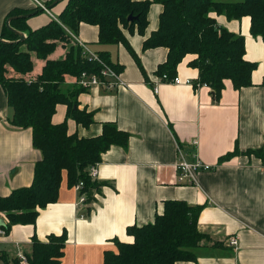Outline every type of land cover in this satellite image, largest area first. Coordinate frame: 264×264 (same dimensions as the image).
Masks as SVG:
<instances>
[{
	"label": "crops",
	"instance_id": "obj_1",
	"mask_svg": "<svg viewBox=\"0 0 264 264\" xmlns=\"http://www.w3.org/2000/svg\"><path fill=\"white\" fill-rule=\"evenodd\" d=\"M38 1L51 6L56 0ZM64 5L62 0L52 6L57 7L51 13L54 18ZM34 8L32 0H0V35L7 14L14 9L27 14L37 11L26 20L30 29L53 20L38 9L32 11ZM161 12V5H150L143 35L123 31L140 67L123 45H98L96 26L80 25L75 39L92 52L107 51L111 61L123 67L119 73L122 86L110 90L93 86L81 93L78 108L91 113L93 123L83 127L68 119L67 132L94 138L101 134L102 124L114 123L128 134L127 147L111 146L102 154L93 180L98 189L91 200L86 195L84 204H78V194L68 186L64 173L57 201L39 210L35 225H13L1 235L0 253L9 258L26 256L33 238L47 242L48 236L64 232L59 264H103L105 251L117 252L116 241H132L127 227L152 222L163 211L165 201L179 200L202 207L197 229L208 241L194 250L195 260L176 264H264V163L255 155H245L264 144V41L251 36L248 17L227 20L216 15L219 27L244 37L245 59L256 64L252 85L235 90L226 80L218 100L208 87L159 83L155 92V73L166 61L167 49L144 50L142 46L157 30ZM188 60L185 57L178 64L176 76L195 82L198 73L187 65ZM40 67L36 61L37 71ZM11 115L0 86V196L28 187L41 158L32 146L31 130L12 128ZM65 116L66 107L57 105L51 121L62 123ZM192 141L197 142L196 147ZM177 146L188 160L196 153L213 166L198 173L194 186L175 181ZM235 149L237 156L219 162ZM230 238L237 240L235 247L228 244Z\"/></svg>",
	"mask_w": 264,
	"mask_h": 264
},
{
	"label": "trees",
	"instance_id": "obj_2",
	"mask_svg": "<svg viewBox=\"0 0 264 264\" xmlns=\"http://www.w3.org/2000/svg\"><path fill=\"white\" fill-rule=\"evenodd\" d=\"M152 3L161 5L162 12L157 30L142 47L167 49L166 61L158 66L156 76L175 77L178 64L189 57L187 65L198 73L196 83L210 88L215 100L220 98L226 80L235 90L252 85L256 64L245 59L244 37L219 27L215 16L222 15L227 20L248 17L251 36L264 41V0H65L58 21L50 20L36 29L26 25L27 19L11 21L10 26L26 37L20 43L0 44V86L12 111L10 126L31 130L32 146L41 158L34 165L28 187L0 196V230L5 234L13 225H35L39 210L57 201L64 173L68 186L73 188L82 182V193L91 200L98 184L88 176L89 167L99 164L111 146L127 147L128 134L114 123L102 124L101 134L94 138L67 132L68 119L83 127L93 123L92 114L78 108L77 98L87 90L78 84L80 75H96L104 80L100 76L102 66L88 58L73 37L83 23L96 26L98 45H123L140 67L123 31L132 34L136 30L143 35ZM27 13L14 9L6 20ZM0 38L18 39L6 25ZM94 53L117 74L122 71L123 67L113 63L107 51ZM36 61L41 65L39 71ZM60 104L66 107L65 120L53 124L52 117ZM238 154L235 149L219 162ZM245 155H255L264 163V144ZM201 210V206L185 201H165L163 211L156 213L152 222L126 228L132 241H116L117 252L105 251L103 264H176L195 260L194 250L208 241L197 229ZM65 242L64 232L48 236L47 242L33 238L31 252L26 255L29 264H59ZM0 262L19 264L17 258L3 252Z\"/></svg>",
	"mask_w": 264,
	"mask_h": 264
},
{
	"label": "built area",
	"instance_id": "obj_3",
	"mask_svg": "<svg viewBox=\"0 0 264 264\" xmlns=\"http://www.w3.org/2000/svg\"><path fill=\"white\" fill-rule=\"evenodd\" d=\"M35 4L36 8L38 10H41L42 12L49 15L53 20L58 21L56 18H54L50 12L46 8V5L39 2L38 0H32ZM76 43L82 48L83 53L90 59L95 60L98 62L102 69L100 71V76L104 80H101L96 75H88L86 73H82L80 75V78L78 80V84L83 88H90L93 86H101L103 88H106L108 90L115 89L118 86H122V82L119 79V74L114 72L110 67L106 66L101 60L97 57V55L92 52L87 45L84 43L79 42L78 40L73 37ZM159 83H166V84H172V85H189L193 87L194 89H198L200 87H207L206 85H200L198 83L193 82L190 79L181 80L179 77L175 76L173 78H169L166 75H162L161 77H158L157 82L155 84V87L153 88L156 92V85ZM197 142L192 141L191 145L196 147ZM177 153H178V160L175 165L176 169V177L175 181L179 185H189L194 186L197 184V175L199 172H205L210 171L213 169L212 165H209L207 163H204L197 155L194 153L193 160L190 161L186 158V155L183 153V151L180 149V147L177 146ZM97 164L94 166L89 167L88 169V176L94 180L97 176ZM83 183L79 182L73 186L74 191L78 194V204H84L86 202V194L82 193ZM4 231L0 230V236L4 235ZM228 244L230 246H236L237 240L235 238H230L228 241ZM19 264H29L28 259L23 254H18L16 257ZM1 264V262H0Z\"/></svg>",
	"mask_w": 264,
	"mask_h": 264
},
{
	"label": "water",
	"instance_id": "obj_4",
	"mask_svg": "<svg viewBox=\"0 0 264 264\" xmlns=\"http://www.w3.org/2000/svg\"><path fill=\"white\" fill-rule=\"evenodd\" d=\"M60 1H62V0H56V1L53 3V5H51V6H46V8H47L48 10H50V8H51L52 6H54L55 4H57V3L60 2ZM39 11H41V10H39ZM36 13H37V11H34V12L30 13V14H25V15L14 16V17H10V18H8V19L6 20V23H5L6 28H7L10 32L14 33V34L18 37V39L15 40V41H8V40H5V39L0 38V44H10V45H11V44H16V43H20V42H22V41L25 39L26 34L23 33V32L17 31V30H15V29H13L12 27H10V22L13 21V20H16V19H27V18H29L30 16H32V15H34V14H36ZM128 20L131 21V20H132V17L129 16V17H128ZM1 224H2V223H1Z\"/></svg>",
	"mask_w": 264,
	"mask_h": 264
},
{
	"label": "rangeland",
	"instance_id": "obj_5",
	"mask_svg": "<svg viewBox=\"0 0 264 264\" xmlns=\"http://www.w3.org/2000/svg\"><path fill=\"white\" fill-rule=\"evenodd\" d=\"M56 10H57V7H52V8L50 9V11H51L52 14L56 13Z\"/></svg>",
	"mask_w": 264,
	"mask_h": 264
}]
</instances>
